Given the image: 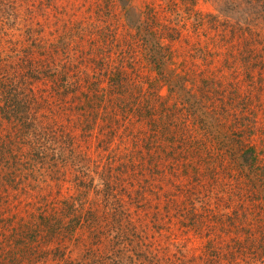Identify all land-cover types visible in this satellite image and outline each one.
<instances>
[{
  "label": "rangeland",
  "instance_id": "rangeland-1",
  "mask_svg": "<svg viewBox=\"0 0 264 264\" xmlns=\"http://www.w3.org/2000/svg\"><path fill=\"white\" fill-rule=\"evenodd\" d=\"M124 40L139 63H116ZM32 53L41 71L85 64L70 92L41 73L29 110L0 107V264H264V0H0V89ZM116 67V92L154 99L141 129L112 115ZM247 147L262 171L244 167Z\"/></svg>",
  "mask_w": 264,
  "mask_h": 264
},
{
  "label": "trees",
  "instance_id": "trees-1",
  "mask_svg": "<svg viewBox=\"0 0 264 264\" xmlns=\"http://www.w3.org/2000/svg\"><path fill=\"white\" fill-rule=\"evenodd\" d=\"M128 16V13L126 15L127 21L129 23V25H133V21L130 20V16ZM154 36V34H153ZM144 37V51L145 54L144 56H146L148 58V61L154 66V68L159 71V73L161 74L163 71L162 68L165 65L164 59L162 60V57L160 56V49L162 48L161 45L159 43L153 42L151 40H149L147 38L146 35L143 36ZM121 44H117L119 47L122 45V47L124 45H126L127 49L123 50L122 52L120 50H118L115 46H111L105 49H101L102 53H104L105 51L108 54L105 55H109L111 53V48H116L117 50V54L116 56H114L113 58H116V63L119 64L123 63L124 61L126 62H130L131 63H139V60L136 58L137 54H132L130 51H128V48H130L131 43L130 41H126L124 40L123 42H120ZM101 53V54H102ZM143 53V51H142ZM105 55H102L101 59L97 62H95L96 65H98V70H99V75L101 77L104 76V74L107 72V67L108 65H110L112 62H108L106 67H102V63L105 60ZM128 55V56H127ZM29 56V57H28ZM27 57L21 56L19 57L17 60H20L21 62H23V64H21V66L24 67V73H22L23 75L21 77H18V81H15V83H11L9 84V86L7 85L5 89H0V107L3 106L4 108H2V112L4 110H8V108H6L7 106H12L13 108H19V109H23L24 110H29L31 108L32 103H34L36 101L37 96L36 95H42V90H38L34 91L33 88H30L31 86H28L29 82H32V79H39L41 73L45 75V77L47 75H49V77H54L55 81L58 82V84L60 86H62L65 90H67L68 92L71 91V88L73 87L74 84H70L69 86L66 84L67 83V78H68V73L70 70L75 71L76 73H74V75L78 78V67L80 65L85 64V62L80 59L75 60V59H66L63 63H61L59 65V67H55V69H52L50 64V62L47 63V65L44 67V71H41L40 69H42L41 66H43V60H36L32 55H28ZM161 57V58H159ZM26 58V59H25ZM129 60V61H128ZM135 60V61H134ZM45 65V63H44ZM117 66V67H118ZM117 67L115 69V71L112 72L111 74V80H107L108 83H106V90L108 95H110L111 97H109L110 99H108L110 101V104L115 105L118 109H113L112 108V112H114V114L112 115H117L116 110L119 111L121 116H124V118H130V117H134L136 120L134 122V124H137L139 126V129H141V124H143L142 122H139L141 120L144 119L145 114H148L147 112V107L149 104L154 103V99L153 97H149V94L146 93V91L144 89H142L140 86L137 85V83H131L129 86H125L126 88H122V90L117 89L118 92H116V87H118V82L116 83V79L120 76L121 72H119L117 70ZM85 68V67H84ZM35 70L36 73H34L33 71ZM3 71H6V67L3 68ZM117 72V73H116ZM177 77L179 76V73H177ZM7 76V73H6ZM99 76V77H100ZM8 78H12L11 77H7L6 79L11 82L12 80H9ZM42 78V77H41ZM186 77H184L185 79ZM97 81H93L92 84L96 83ZM178 89H182L180 88L178 85H176ZM54 88V87H53ZM185 89V88H184ZM10 110V109H9ZM14 110V109H11ZM115 110V111H113ZM149 111V110H148ZM243 118V117H242ZM242 118H239L240 124H236L238 127V134L239 137L237 136L235 139L230 140V144L235 145V149L236 152H239V150L244 146V143L246 142V139L249 138V136H251V131L250 127L248 126L249 124H254V114L252 116H248L245 120H243ZM113 120H118L117 118H113ZM15 124V123H14ZM232 131H234L237 134V128L235 126V124L233 123V129ZM142 137H139L140 139H144L146 141V143H149L148 148H150V151L152 150H156L158 149L159 145L157 143V139H158V134L159 133H153V135H150L149 133L147 135H144L143 132L141 131ZM244 138V140H243ZM224 148V146H222L220 149ZM253 148V147H252ZM233 149V148H231ZM154 153V152H153ZM153 153H151L152 157H153ZM242 159L244 162V167L245 168H249V171L252 173L253 171H262V168H258L255 166V161L256 157H253V149H251L250 147H247L246 149H244V151L242 152ZM127 159L128 161L131 162L132 164H136L135 159L132 157L131 153L127 152ZM253 160V161H252ZM173 165H175V159L172 158V163L171 166L173 167ZM128 167V166H127ZM134 167H138V166H134ZM256 168V169H254ZM264 169V167H263ZM258 171V172H259ZM134 173V172H132ZM131 173V174H132ZM253 175H255V173H253ZM261 175V174H260ZM259 184H256L255 181L252 184L253 188H256ZM263 185V184H262ZM108 191V190H106ZM260 198V197H259ZM21 227H25L27 229L26 226H21ZM23 234V233H21Z\"/></svg>",
  "mask_w": 264,
  "mask_h": 264
}]
</instances>
